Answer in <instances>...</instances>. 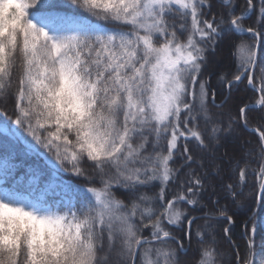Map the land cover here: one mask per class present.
I'll use <instances>...</instances> for the list:
<instances>
[{
    "label": "snow or ice",
    "instance_id": "6c2138e0",
    "mask_svg": "<svg viewBox=\"0 0 264 264\" xmlns=\"http://www.w3.org/2000/svg\"><path fill=\"white\" fill-rule=\"evenodd\" d=\"M219 3L213 13L210 0H69L67 15L51 0H0V104H12L11 116L0 110V264H181L199 220L196 264H223L220 221L233 264H264V131L246 116L264 110V0ZM233 33L251 40L235 45L236 71L219 77L228 95L218 104L203 69ZM245 79L260 93L254 104L238 116L210 111ZM241 126L259 144L241 142L220 159L235 177L224 193L260 208L243 224V252L208 171L219 175L215 152ZM29 155L44 158L47 178L31 166L19 173L17 157ZM61 170L86 184L59 180ZM250 174L255 193L245 194ZM155 183L156 194L140 191Z\"/></svg>",
    "mask_w": 264,
    "mask_h": 264
},
{
    "label": "trees",
    "instance_id": "16d2710c",
    "mask_svg": "<svg viewBox=\"0 0 264 264\" xmlns=\"http://www.w3.org/2000/svg\"><path fill=\"white\" fill-rule=\"evenodd\" d=\"M238 5H243L244 0H236ZM51 3L56 5V8L54 10L64 12L67 15H73L74 13L70 11V5L69 0H51ZM210 3L212 5L211 12L215 13L221 10V6L219 3V0H210ZM65 5H69L68 8H65ZM207 11V9H206ZM94 19V18H93ZM257 17L254 14L250 18L244 21L245 27L248 26H255V21ZM110 27L112 25H109ZM241 40H247L250 41L251 38L249 35H243L239 36L236 34H229L226 35L223 39L219 40L215 46V51L209 50L207 53V63L203 69V78L209 79L211 83V87L213 89L217 90V100L216 102L219 104L222 100L225 99V96L228 95V93L221 94L222 87L219 83V77L221 75H227L228 78H231V74L236 71V59L233 55L235 51V45L240 43ZM224 54L226 56V61L222 65H215L214 60L215 58H219V55ZM260 71L257 67L254 73V77H259ZM254 83L259 85V80H254ZM260 93L253 91L251 88L248 87V82L245 79V81L241 84H239L238 88L233 89V91L230 94V99H228V103L225 106L224 109H217L210 107V111L212 113H217L220 111L229 112L233 116H238V109L239 107L245 105V104H254L255 101L259 98ZM7 109L9 115H12V104L9 103L8 105L0 104V110ZM246 116L248 118V124L249 128L251 129H259L264 131V110L260 108H255L248 110L246 112ZM14 118V117H13ZM26 135V134H25ZM4 136L2 133H0V143H3ZM28 139H31L28 137ZM241 142H250V146H257L259 144V134L256 132L249 131L245 129L244 127H237L235 133L232 137H229L228 140H222L221 145L215 152V155L217 157L215 163L219 166V175H216V169L209 168V174H210V183L214 186L215 192L217 194L216 197L218 198L220 202V206L227 205L228 207V215H231L233 217V220L235 221V224L232 226V232L231 236L232 239L235 241L236 245H239L241 252H243L244 245H245V238H244V228L243 224L244 222L256 211L257 204L253 203L251 199H246L245 197H239L235 202L231 200L230 197H228L224 191L221 188L222 184L231 183L234 181L235 177H231V173L228 171V165L227 162H222L220 157L225 152L226 148L228 151H232L234 148L238 147V145ZM189 147L191 148L192 152L196 156L205 155V153H201L196 147L194 142L189 143ZM43 151V149H41ZM237 155H239V152L237 151ZM18 161H20L23 164V167L19 169V173L22 174L26 167L31 166L33 168H39L44 172L45 178H47L50 173L48 168L46 167V162L44 161V158L36 157V156H18ZM171 163V162H170ZM181 163V159L179 156L175 158V164L174 166H177ZM207 166V160L205 161ZM253 167H256V163L254 162L252 164ZM195 167V165H193ZM186 171L185 170H182ZM56 175L59 177V180L68 183V184H79V185H85L86 181L84 178H77L71 175L70 172H64L61 170L59 173H56ZM231 177V178H230ZM98 177L97 180V186H99L98 183ZM256 178L254 174H250L248 176V183L244 188L245 194H247L250 190L255 193V189L252 188V186L255 184ZM11 187V185H8ZM23 191V189L21 188ZM175 190V186H171V190L168 193L169 198H171L172 191ZM141 192H145L148 195H154L159 191V184L155 183L152 186L143 188L140 190ZM26 194V193H25ZM115 194L118 198L125 201V203H128L129 201V193H127L124 190H115ZM207 202V201H205ZM243 202L245 205L244 207H241L240 204ZM260 211V208H259ZM193 215H202L201 212H195L192 213ZM257 221H259V217H257ZM139 221L137 220V223ZM204 224L203 220H199L196 222V224L193 225L192 228V238H191V245L188 246V241L185 239L184 243L186 247H188L187 255H180L181 264H196V259L198 258V248L200 245L197 243L196 238V228L199 225ZM224 225V221H220L217 227V233H218V240L219 245L218 248L220 251L224 253V259L223 264H233L234 261V249L231 244L227 242L226 239L223 238L222 233V227ZM173 231L176 232L177 236H180L182 233L179 230L173 229ZM149 229H144L143 235L148 236ZM259 239V237L257 238ZM139 260V259H138ZM138 264H140V260L138 261Z\"/></svg>",
    "mask_w": 264,
    "mask_h": 264
},
{
    "label": "rangeland",
    "instance_id": "374dc122",
    "mask_svg": "<svg viewBox=\"0 0 264 264\" xmlns=\"http://www.w3.org/2000/svg\"><path fill=\"white\" fill-rule=\"evenodd\" d=\"M226 56L224 55V54H222V55H219V58L217 57V58H215V60H214V64L217 66H219V65H222V64H224V62L226 61Z\"/></svg>",
    "mask_w": 264,
    "mask_h": 264
},
{
    "label": "water",
    "instance_id": "95a60500",
    "mask_svg": "<svg viewBox=\"0 0 264 264\" xmlns=\"http://www.w3.org/2000/svg\"><path fill=\"white\" fill-rule=\"evenodd\" d=\"M257 108H259V107H257ZM253 109H255V108H253ZM255 132V131H254ZM259 208V207H258ZM258 208H257V210H258ZM138 261V260H137Z\"/></svg>",
    "mask_w": 264,
    "mask_h": 264
}]
</instances>
